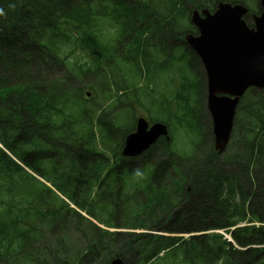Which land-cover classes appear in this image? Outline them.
<instances>
[{
	"label": "trees",
	"instance_id": "1",
	"mask_svg": "<svg viewBox=\"0 0 264 264\" xmlns=\"http://www.w3.org/2000/svg\"><path fill=\"white\" fill-rule=\"evenodd\" d=\"M220 1L243 5L248 17L261 13H255L260 0H0V143L19 160L36 156L29 167L51 179L81 210L76 212L48 187L1 188L14 175L16 163L0 148V264H73L62 263L66 244L61 241L70 233L72 215L77 227L98 232L99 248L108 236L113 243L121 240L117 245L147 252L146 247L138 250L139 240H129L128 233L104 231L83 212L116 229L163 230L157 223L170 219L164 227L173 233L207 232L190 238H143L153 247L141 264H160L163 252L179 254L185 264H264V225H253L264 224V93L250 89L242 98L224 154L213 148L197 156L193 149L205 139L210 142L212 129L202 110L207 80L201 67L203 76L183 85L184 93L192 87L188 92L198 97L182 118L193 135L189 146L176 154L171 143L159 141L160 152L152 149L127 173L120 172L121 166L110 168L115 150L113 156L124 160L120 143L108 153H101L100 143L112 142L114 131L125 135L129 127L115 125L102 133L103 116L114 105L99 108L91 98L82 101L89 93L122 104L133 88L138 97L143 93L154 101L156 72L168 71L174 50L196 57L193 51L186 53L190 48L183 41L197 34L192 12L213 11ZM126 65H131L128 72ZM130 75L138 85L129 84ZM55 153L60 156L46 157ZM153 153L156 159L157 153L167 156L156 160V176L155 162L149 160ZM169 179L176 181L173 187L167 186ZM126 186L131 198L124 195ZM125 201L127 209L122 210ZM242 223L249 225L239 227ZM219 230L230 234L235 245L210 233ZM50 237H58L62 260L43 256V242ZM111 254L109 250L104 260ZM83 257L74 255L81 264L96 258Z\"/></svg>",
	"mask_w": 264,
	"mask_h": 264
},
{
	"label": "rangeland",
	"instance_id": "2",
	"mask_svg": "<svg viewBox=\"0 0 264 264\" xmlns=\"http://www.w3.org/2000/svg\"><path fill=\"white\" fill-rule=\"evenodd\" d=\"M254 5L257 6L255 2H254ZM255 11H257L255 12L256 14L260 13L261 7H259V9H255ZM260 15L261 14H258L256 16L259 17ZM253 17L254 16L248 17V15H246V17L244 18L247 24L250 26H253V22H254ZM192 35L197 36L195 34H192ZM183 41L187 42L185 40V37H183ZM179 44L181 45V43ZM191 51H193L192 48L191 50L186 49V53H189ZM181 54H183L182 48H177L176 52L174 50L175 57L169 63V68H166L168 71L165 72V70H163V71L156 72V94H155L154 101H149L144 96L143 93H139V97H132V93H135L136 88H133L132 90H130L131 92L129 93V98L126 97V99L122 102V104L120 102L106 101V99L100 100L99 96L92 98L93 96L91 94L90 96H87L84 100L82 99L83 102H86L88 99L91 98L90 100L94 103L93 105L99 108H101L104 104L106 106L116 105L117 109L120 110V111H117L116 108L112 107L113 112L108 113L107 115L103 116L104 119L102 120L101 125H100V129L102 130V133L104 131L110 130L115 125H117V127L121 126V129L129 127L127 131L125 132L127 133L133 127H137V125L140 123V120H144L148 124V126H152L155 123L168 124L171 129L170 134H169V140L171 143L170 147L171 146L174 147L176 154L183 151L184 148L186 149L187 146H189L190 138L193 137V135L192 134L188 135V132L185 129L182 118L186 114V111L189 109V107L194 106L195 101H197L198 97L197 95L196 97H193V95L189 93L190 91L188 92V90L192 89V87H190L186 91V93H184L183 85H187L188 80L195 81V79H199V77L195 78L194 72L196 76H198L199 74L202 75V72L200 69L203 66V64L199 56L192 58V61L190 62L189 57L181 55ZM126 66H127V69H128L127 72H128L129 69L131 68V65H126ZM176 66H179V68L182 70L180 74L178 73L177 70L173 69ZM128 79H129V84L131 85L139 84V82L137 83L135 79L133 78V76L131 75L129 76ZM260 91L261 93H264V89ZM101 94H104L106 96V92L101 91ZM206 94H207V88H205L204 96L201 97V102L203 106V109H202L203 114L206 118V123L210 125L211 117H210V112L208 111V103H207L208 95ZM164 98H167V99H164ZM183 99H187V101L183 103L182 102ZM167 103H170V105L168 106ZM167 108L168 110H166ZM163 110H166L167 113L164 114ZM69 114L70 113L67 114L68 118L70 117L68 116ZM159 118L161 120H159ZM98 124H96L94 127H96ZM114 134L116 135L115 136L113 135L112 142L102 141L100 143V145L103 146L102 149H104L106 152L110 151L112 147L116 146V143L118 144L124 143L125 138L128 135V134H125V135L118 136L119 131H114ZM210 134H211L210 142H208L205 139L203 143L201 142L199 144V147H197L196 149H193L196 152L197 156H199L200 154L205 155L208 151L213 150V148L215 149L213 127L210 131ZM162 138H164V140L162 141L166 143L165 141H167V137H162ZM153 145H156V142ZM124 146L125 144L123 145L122 149L124 148ZM0 148L16 163V166H13L14 175L11 178H6V181L1 184V188H5L6 191L16 190L17 192H19L22 185L24 186V189L27 185L28 188L30 189L33 187H37V189H47L46 187H48L49 189L53 191V193L59 192L58 187L54 185V182H52L51 179H46V178L39 176L34 170H32L29 167L31 163H34L36 156L33 158H28V155H27L25 160H19L15 156H13L10 152L2 148L1 146ZM31 150L33 151V148H31ZM159 150L160 148H157L156 152H159ZM157 155L159 157L158 159H156L157 162H160L162 161V159L167 158V156L165 154L163 155V153H157ZM59 156L60 154L55 153L51 156L47 155L46 157H50L54 159ZM145 158H147L145 155H138V157H135V159H137L136 164L126 167L125 169L133 168V167L136 168L137 164L142 163L141 161H143ZM156 160H155V165H156ZM39 167L42 169V165ZM120 172H124V171L120 168ZM28 175L36 178V183H33L28 178ZM175 182L176 181L173 180V184L169 183L167 184V186L173 187L175 185ZM29 192L30 191H26L25 194ZM70 217L71 219L69 221H71V223L67 226V229L68 231H70V233L64 235V238L61 237V241L65 242L66 244L62 250V252L64 253L62 257H64V259L62 260L61 255L57 254L61 249V245L57 241L58 237L57 238L50 237L49 240H46L43 242L44 247L41 248V252L43 256H46L48 254V257L53 258L54 260L60 259L62 260V263H73V264L74 263L81 264L80 262L76 261V259L74 258V255L77 254L78 252L84 255L83 260H85L84 259L85 256L96 257L95 259L91 260L90 262L91 264L103 263L104 259L106 258L107 252L109 250L111 251V253H113V250H115L116 252L123 254L125 258H129L128 262H132L133 259L137 260L141 257L137 251L133 250L130 247L129 244L127 245L126 243H124L122 245H117L121 240L118 243H113L112 240L108 238V236L104 238L106 239V241L104 242L105 245L103 249L99 248V246L97 245L98 237H100L97 234L98 232L89 233L88 228L85 225H82L84 227L82 229L77 227L79 224L77 223L74 215ZM169 220L170 219L164 222H158L157 225L163 228L164 231H169L167 230L168 228L164 227V225ZM139 223L140 221L135 222V224H139ZM248 223H242L239 226L246 225ZM253 225L258 226L257 223H253ZM69 227H71V229ZM112 228H114V226H112ZM83 232L86 233L87 237L84 236ZM154 235H163V234L155 233ZM134 238L135 237L129 236V240H132ZM87 249L90 250V253L87 252Z\"/></svg>",
	"mask_w": 264,
	"mask_h": 264
},
{
	"label": "water",
	"instance_id": "3",
	"mask_svg": "<svg viewBox=\"0 0 264 264\" xmlns=\"http://www.w3.org/2000/svg\"><path fill=\"white\" fill-rule=\"evenodd\" d=\"M260 7L261 15L253 17L254 27L244 19L249 10L241 4L219 2L214 12L195 11L191 22L199 35L186 36L207 74L208 111L219 154H224L230 143L240 98L250 88L264 89V0H260ZM147 129L148 124L140 120L137 132L126 140L125 156L145 153L169 134L160 123ZM113 264L123 262L118 260Z\"/></svg>",
	"mask_w": 264,
	"mask_h": 264
},
{
	"label": "bare ground",
	"instance_id": "4",
	"mask_svg": "<svg viewBox=\"0 0 264 264\" xmlns=\"http://www.w3.org/2000/svg\"><path fill=\"white\" fill-rule=\"evenodd\" d=\"M197 11V10H196ZM202 11V10H201ZM195 11H193L192 12V15H191V21H192V16H193V13H194ZM192 35V34H191ZM186 44H187V46L190 48V46H189V44L187 43V42H185ZM191 49V48H190ZM193 53H195V55L196 56H198L197 54H196V52L193 50ZM203 67V69H204V72H205V75H206V80H207V74H206V71H205V68H204V66H202ZM208 83V82H207ZM165 125V124H164ZM166 126V125H165ZM212 127L214 128V126H213V124H212ZM166 128L168 129V126H166ZM168 131H169V129H168Z\"/></svg>",
	"mask_w": 264,
	"mask_h": 264
},
{
	"label": "flooded vegetation",
	"instance_id": "5",
	"mask_svg": "<svg viewBox=\"0 0 264 264\" xmlns=\"http://www.w3.org/2000/svg\"><path fill=\"white\" fill-rule=\"evenodd\" d=\"M192 61V59L190 58V62ZM194 74H195V72H194Z\"/></svg>",
	"mask_w": 264,
	"mask_h": 264
}]
</instances>
